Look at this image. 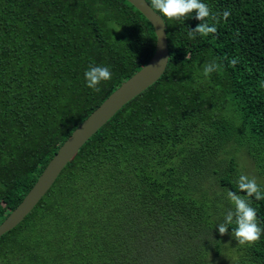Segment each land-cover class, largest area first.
I'll use <instances>...</instances> for the list:
<instances>
[{"label": "trees", "instance_id": "obj_1", "mask_svg": "<svg viewBox=\"0 0 264 264\" xmlns=\"http://www.w3.org/2000/svg\"><path fill=\"white\" fill-rule=\"evenodd\" d=\"M201 2L216 33L190 39L195 13L165 20L164 75L0 238V264H264V233L239 246L234 224L223 236L216 227L227 192L245 195L238 177L264 179V0ZM156 49L153 25L127 0H0V225ZM212 62L221 68L205 77ZM93 64L112 73L99 92L86 87ZM250 203L264 229V200Z\"/></svg>", "mask_w": 264, "mask_h": 264}, {"label": "water", "instance_id": "obj_2", "mask_svg": "<svg viewBox=\"0 0 264 264\" xmlns=\"http://www.w3.org/2000/svg\"><path fill=\"white\" fill-rule=\"evenodd\" d=\"M127 1L143 14L155 29L157 49L153 57L140 71L112 93L65 141L22 203L0 225V238L16 228L34 210L89 139L126 104L150 88L166 72L170 48L165 21L163 23L159 14L151 10L146 0Z\"/></svg>", "mask_w": 264, "mask_h": 264}, {"label": "clouds", "instance_id": "obj_3", "mask_svg": "<svg viewBox=\"0 0 264 264\" xmlns=\"http://www.w3.org/2000/svg\"><path fill=\"white\" fill-rule=\"evenodd\" d=\"M150 8L154 13H158L163 23L165 20H183L195 13V19L200 23L188 32L190 39H195V36H208L215 34L217 31L216 24L220 22L217 16L211 13L209 6L201 0H150ZM223 19L227 21L230 16L229 11H224ZM211 19L212 24L207 21ZM165 24V23H164ZM238 60L233 58L229 61L230 66H235ZM220 65L215 62L208 63L204 66L203 74L205 77L211 73L218 71ZM86 87L93 92H99V85L112 78L110 68L101 65H90L84 73ZM239 192L245 195H239L237 192L229 190L227 198L232 204V208L227 210L224 215L223 222L216 227L221 236L228 232L230 225H235L232 228V236L237 241L239 246H252L261 238L264 229L257 223V212L251 206L250 199L264 200V190L257 184L254 177L248 175H240L236 181Z\"/></svg>", "mask_w": 264, "mask_h": 264}, {"label": "rangeland", "instance_id": "obj_4", "mask_svg": "<svg viewBox=\"0 0 264 264\" xmlns=\"http://www.w3.org/2000/svg\"><path fill=\"white\" fill-rule=\"evenodd\" d=\"M246 173H247L249 176L254 177V176L252 175L251 171H247ZM254 173H256L255 168H254ZM255 179H256V178H255ZM256 181H257V183H259L260 181H263V182H264V179H263V178H260V179H256ZM263 184H264V183H263Z\"/></svg>", "mask_w": 264, "mask_h": 264}]
</instances>
